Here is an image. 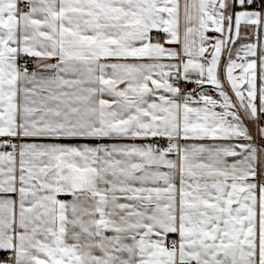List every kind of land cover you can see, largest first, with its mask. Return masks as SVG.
I'll list each match as a JSON object with an SVG mask.
<instances>
[{
    "label": "snow or ice",
    "instance_id": "snow-or-ice-1",
    "mask_svg": "<svg viewBox=\"0 0 264 264\" xmlns=\"http://www.w3.org/2000/svg\"><path fill=\"white\" fill-rule=\"evenodd\" d=\"M0 264H264V0H0Z\"/></svg>",
    "mask_w": 264,
    "mask_h": 264
}]
</instances>
